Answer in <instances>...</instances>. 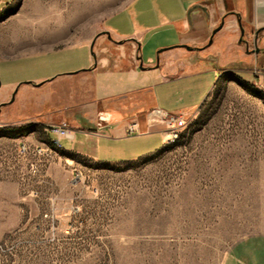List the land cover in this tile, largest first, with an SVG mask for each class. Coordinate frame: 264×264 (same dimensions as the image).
<instances>
[{
    "label": "rangeland",
    "instance_id": "rangeland-1",
    "mask_svg": "<svg viewBox=\"0 0 264 264\" xmlns=\"http://www.w3.org/2000/svg\"><path fill=\"white\" fill-rule=\"evenodd\" d=\"M133 1L0 0V55L50 44L56 30L65 29L61 42L87 40ZM7 109L0 264H264L259 81L223 70L203 101L181 112L178 138L124 161L58 146L48 126L18 127Z\"/></svg>",
    "mask_w": 264,
    "mask_h": 264
},
{
    "label": "crops",
    "instance_id": "crops-1",
    "mask_svg": "<svg viewBox=\"0 0 264 264\" xmlns=\"http://www.w3.org/2000/svg\"><path fill=\"white\" fill-rule=\"evenodd\" d=\"M64 30L0 55V112L18 127L66 121L63 147L99 161L160 148L152 111L195 108L223 70L264 86V0H134L87 40L61 42Z\"/></svg>",
    "mask_w": 264,
    "mask_h": 264
},
{
    "label": "built area",
    "instance_id": "built-area-1",
    "mask_svg": "<svg viewBox=\"0 0 264 264\" xmlns=\"http://www.w3.org/2000/svg\"><path fill=\"white\" fill-rule=\"evenodd\" d=\"M151 121L160 122L164 125L165 139L164 143L173 138V135L179 133L183 122H185V115L179 111H166L163 109H155L150 115ZM51 133H54L57 138L55 139L58 143H61V139L66 137H72L74 129L66 121H61L57 124H47ZM62 144V143H61ZM26 147L21 148V152H25Z\"/></svg>",
    "mask_w": 264,
    "mask_h": 264
},
{
    "label": "bare ground",
    "instance_id": "bare-ground-1",
    "mask_svg": "<svg viewBox=\"0 0 264 264\" xmlns=\"http://www.w3.org/2000/svg\"><path fill=\"white\" fill-rule=\"evenodd\" d=\"M185 124V122H183L182 126ZM51 130V129H50ZM179 136V133H176L175 135H173V138H169L168 141H173L175 140L176 138H178ZM54 143L57 144L58 146H63L61 143H58V141L54 140Z\"/></svg>",
    "mask_w": 264,
    "mask_h": 264
},
{
    "label": "water",
    "instance_id": "water-1",
    "mask_svg": "<svg viewBox=\"0 0 264 264\" xmlns=\"http://www.w3.org/2000/svg\"><path fill=\"white\" fill-rule=\"evenodd\" d=\"M216 31H217V29H215V30L213 31V34H214ZM212 40H213V37L210 38L209 43H211ZM184 47H186L187 49H192V48H193V47H191V46H189V45H184ZM0 85H1V83H0Z\"/></svg>",
    "mask_w": 264,
    "mask_h": 264
}]
</instances>
